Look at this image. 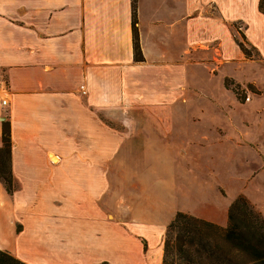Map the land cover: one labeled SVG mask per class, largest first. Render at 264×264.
<instances>
[{"label":"crops","instance_id":"1","mask_svg":"<svg viewBox=\"0 0 264 264\" xmlns=\"http://www.w3.org/2000/svg\"><path fill=\"white\" fill-rule=\"evenodd\" d=\"M136 19L140 62L134 59L131 0H0V84L9 92L7 107L0 106V146L7 119L11 172L19 187L10 196L0 183V251L24 264L112 260L111 234L95 244L83 242L76 238L73 214L67 221L60 210L38 203L42 191L62 186L60 171L66 169L50 164L49 155L65 146L67 130L74 133L73 144L89 152L79 151L73 165L86 169L97 162L98 147L107 165V146L97 143L98 115L129 116L126 130L134 132H144L152 117L153 131H171L197 84L204 99L219 101L225 88L216 70L243 56L236 34L242 32L260 52L264 47L258 0H136ZM256 129L263 133L254 143L264 148V125ZM204 130L208 141L214 139L208 133L220 131L211 125ZM104 134L106 141L112 138ZM44 167L52 173H42ZM257 171L253 185L259 191L264 165ZM252 195L250 202L264 217V205ZM118 253L123 263L128 249Z\"/></svg>","mask_w":264,"mask_h":264},{"label":"rangeland","instance_id":"2","mask_svg":"<svg viewBox=\"0 0 264 264\" xmlns=\"http://www.w3.org/2000/svg\"><path fill=\"white\" fill-rule=\"evenodd\" d=\"M242 36L239 32L235 39L247 46L251 57L243 55L216 70L225 88L219 101L204 99L203 85L197 84L171 131H153L152 117L146 119L144 132H134L126 130L129 116L98 115L97 143L107 146L108 169L102 162L103 147L96 149L97 162L87 163L86 169L85 164L73 165L79 151L89 152L73 144L71 130L65 133V146L49 155L50 164L66 171H60L62 186L48 187L50 196L42 191L38 203L60 210L67 221L73 214L76 238L83 242L95 244L111 234L107 241L112 243V260L106 264H161L165 230L178 212L225 228L229 206L241 196L264 219L249 199L255 193L264 205V189L257 191L253 185L258 167L264 165V148L254 143L263 133H257L256 125H264V47L260 52ZM216 88L215 83L214 94ZM207 125L220 130L208 133L219 142L203 139ZM100 129L112 138L106 141ZM50 171L44 167L41 172ZM121 247L128 249L123 263Z\"/></svg>","mask_w":264,"mask_h":264},{"label":"trees","instance_id":"3","mask_svg":"<svg viewBox=\"0 0 264 264\" xmlns=\"http://www.w3.org/2000/svg\"><path fill=\"white\" fill-rule=\"evenodd\" d=\"M258 11L264 16V0H258ZM136 24V0H131L134 59L140 62ZM236 42L250 58L247 46ZM11 149V126L6 119L1 126L0 183L10 196L19 188L11 172ZM0 264L24 263L0 251ZM161 264H264V219L241 196L229 206L225 228L178 212L165 230Z\"/></svg>","mask_w":264,"mask_h":264},{"label":"built area","instance_id":"4","mask_svg":"<svg viewBox=\"0 0 264 264\" xmlns=\"http://www.w3.org/2000/svg\"><path fill=\"white\" fill-rule=\"evenodd\" d=\"M80 93L82 95L85 94L84 88L80 87ZM8 89L6 87V85H4L3 83L0 84V106L5 108L8 105ZM249 99L246 98V101H248Z\"/></svg>","mask_w":264,"mask_h":264}]
</instances>
